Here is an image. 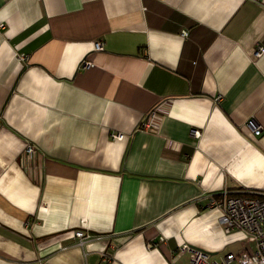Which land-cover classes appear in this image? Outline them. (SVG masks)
Listing matches in <instances>:
<instances>
[{
    "label": "crops",
    "instance_id": "obj_1",
    "mask_svg": "<svg viewBox=\"0 0 264 264\" xmlns=\"http://www.w3.org/2000/svg\"><path fill=\"white\" fill-rule=\"evenodd\" d=\"M259 45L264 0H0V264H188L184 243L217 259L247 246L207 203L264 192ZM158 106L159 127L140 128Z\"/></svg>",
    "mask_w": 264,
    "mask_h": 264
},
{
    "label": "built area",
    "instance_id": "obj_2",
    "mask_svg": "<svg viewBox=\"0 0 264 264\" xmlns=\"http://www.w3.org/2000/svg\"><path fill=\"white\" fill-rule=\"evenodd\" d=\"M184 36L188 31H183ZM96 49H103V42L96 43ZM264 53V46L259 45L255 54L261 56ZM220 99V97H218ZM161 106L150 110L140 123V128L154 130L159 127L161 119ZM248 126L256 135L263 132L262 126L255 120L248 121ZM197 138L201 136L198 129L192 130ZM115 139H122L120 132L112 134ZM36 152L33 145H28L24 155L32 157ZM255 191V194H233L224 191L221 195L211 194L208 198V207H215L221 210L219 224L226 232L234 230L243 231L246 235L247 246L244 248L228 252L220 259H215L211 253L203 249L184 243L180 246V252L188 258V264H264V192ZM75 235L79 238V244L92 237V234L82 229L75 230ZM154 245V244H151ZM105 255V253H104ZM106 257V256H105ZM110 258H105L106 260Z\"/></svg>",
    "mask_w": 264,
    "mask_h": 264
},
{
    "label": "trees",
    "instance_id": "obj_3",
    "mask_svg": "<svg viewBox=\"0 0 264 264\" xmlns=\"http://www.w3.org/2000/svg\"><path fill=\"white\" fill-rule=\"evenodd\" d=\"M230 193H233V194H242V195H247V194H255L253 192L255 191H251L249 189H238L237 191H229ZM258 196H262L264 197V195H258Z\"/></svg>",
    "mask_w": 264,
    "mask_h": 264
},
{
    "label": "rangeland",
    "instance_id": "obj_4",
    "mask_svg": "<svg viewBox=\"0 0 264 264\" xmlns=\"http://www.w3.org/2000/svg\"><path fill=\"white\" fill-rule=\"evenodd\" d=\"M213 257H214L215 259H217L216 256H213Z\"/></svg>",
    "mask_w": 264,
    "mask_h": 264
}]
</instances>
